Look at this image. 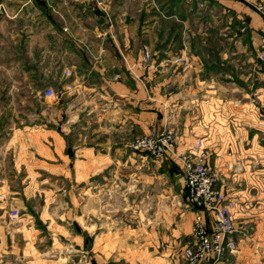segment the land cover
<instances>
[{
	"label": "crops",
	"instance_id": "obj_1",
	"mask_svg": "<svg viewBox=\"0 0 264 264\" xmlns=\"http://www.w3.org/2000/svg\"><path fill=\"white\" fill-rule=\"evenodd\" d=\"M146 1L108 0L110 18L98 12L81 24L49 16L42 77L58 87L46 109L58 107L57 127L44 112L41 125L26 132L0 129V191L7 194L14 182L6 168L27 174L24 187L33 184L29 171L36 165L58 168L65 184L90 190L89 247L78 243L89 250L90 264H188L183 252L192 245L197 209L186 200L184 168L172 156L156 159L132 148L136 137L168 124L180 152L203 139L218 188L237 203L230 236L236 248L199 264H264V18L254 7L258 0H157L165 17L148 16ZM205 6L196 19V8ZM225 15L236 31L211 40L212 23ZM211 41L230 47L216 57ZM183 42L191 51L182 63L176 58ZM148 43L150 64L144 61ZM23 137L19 147L16 138ZM10 194L0 200V264L77 263L80 255L68 254L61 226L34 224L51 212L36 214L26 195ZM63 202L54 216L66 225ZM132 203L138 209L125 211Z\"/></svg>",
	"mask_w": 264,
	"mask_h": 264
},
{
	"label": "rangeland",
	"instance_id": "obj_2",
	"mask_svg": "<svg viewBox=\"0 0 264 264\" xmlns=\"http://www.w3.org/2000/svg\"><path fill=\"white\" fill-rule=\"evenodd\" d=\"M104 1V7H99L97 0H0V129L8 128V126H17L18 130L26 132L24 129H31V126L41 125L44 112L47 117L50 115L52 119H55L56 122L54 123L53 120L52 126L57 127V118L59 115L58 107H52L49 114L46 112V109H50L48 108L47 103L58 97V87L56 84H48L42 77V59L44 54L43 38L49 35L44 27L48 24L47 19L49 16L56 19L58 17L61 19V22L65 24L68 20H73L76 24H81L78 22L80 18L85 17L90 19V17H94V14H98V12H100L104 19L110 18L111 15L107 7L108 0ZM185 1L186 0H183V2ZM195 1L198 3L204 2V0ZM157 2V0L146 1V7H152L148 8L147 15L154 16V14L159 13L160 16L164 15L165 17V12L167 11H161L157 4H155ZM197 8L195 17L200 20L204 17L205 13L203 12H206L205 9H207V7H201L199 12ZM203 8H205L204 11L202 10ZM174 18L177 19L176 17ZM226 18L227 15L223 16L221 20L212 23L213 27H211L209 31L212 36L211 40H215V38H213L215 35H223L224 33L228 34L236 31L235 26H226ZM67 29L68 28H66V30ZM27 38L29 39L26 40ZM186 44L188 45L186 42L182 43V47L180 48L184 53L181 56H178L176 61L183 63L188 60V57L190 56V52L188 51H191V49H189ZM196 44L199 45V43ZM210 44L212 46L213 54L216 57L218 55L220 56V52L227 50V48L230 47V43L226 42L218 43L217 41H211ZM147 50L149 51L150 56L147 60L144 59V61L150 64L153 59V50L149 43L146 45L144 52ZM262 54L261 57H264ZM10 66H12V68ZM26 68H31L30 70L32 71L27 72L25 71ZM47 89H52L53 92L51 96L45 94ZM165 127L174 131V137L171 143V148L174 153L168 156L174 157L177 162H179L178 164L176 162V165H179L178 167L181 170L183 167L182 161L184 160V156L191 152V148L194 145H192L187 151H178L176 129L168 124ZM20 132L21 131H19V133ZM16 141L18 142L17 145H19V147L25 146L26 144L25 137L16 138ZM132 143H134V140ZM37 156L38 155H36V157ZM151 157L156 158L154 156ZM161 158L163 159V157ZM5 163L8 167L10 166L9 159H7ZM209 166L217 175V172L210 163ZM5 170H8V173H11L10 176L14 177V182L8 187V195L5 192L0 191V194L5 198L4 200L11 196L10 192H13L16 194L12 195H16L17 197L19 195H26L36 214L41 209L49 210L51 216H45L44 218L37 216L34 219V224L40 226V229H42V227H45L46 229V226H49L51 230L60 229L59 226H61V231L65 233H62V242H66V249L68 250L66 251L68 254L71 252L72 255L75 253L80 255L76 258L78 260L77 263H74L90 264L89 250L78 245V243L82 241L85 247H89L87 245H89L91 238L90 190L85 186L82 187L83 189L78 190V188L81 187L73 186L68 182L65 184L60 180V171L58 168L47 170L42 168V166L36 165L34 170L29 171L30 177H34V182L27 187H24L21 179L22 174L27 176L23 170L19 171L13 169L12 171L10 168H6ZM68 173L70 172L68 171ZM2 176L3 178L8 176L6 171H4ZM3 178L1 177V179ZM216 187L219 189L218 185ZM25 188L27 189L24 194H20ZM185 193L187 200L186 186ZM64 199L67 200L66 225L62 224L63 222L59 223L60 219L54 216L58 210L63 209ZM80 199L83 201L82 204L78 203ZM113 204L114 203H112V208L115 209ZM117 204L120 205L121 203ZM75 205H79L80 211L76 210ZM106 205L107 203L105 200H100V209H103L104 207L106 208ZM14 207L15 206H13V209H10V212L18 210V207ZM127 209L125 211L137 210V203H132ZM80 214H82L83 217H79ZM12 218L16 219L18 217L14 214V217ZM104 219L105 217L102 216L99 220L100 222H103ZM63 227L66 228V230L63 229ZM80 231H84L83 235H81ZM191 236L193 247L197 241L194 238L192 231ZM229 236H231V234H229ZM183 256L185 257L184 252ZM74 258L75 256H72V259ZM187 263L189 264L188 261ZM199 263L200 261L197 264Z\"/></svg>",
	"mask_w": 264,
	"mask_h": 264
},
{
	"label": "built area",
	"instance_id": "obj_3",
	"mask_svg": "<svg viewBox=\"0 0 264 264\" xmlns=\"http://www.w3.org/2000/svg\"><path fill=\"white\" fill-rule=\"evenodd\" d=\"M99 7H104V0H97ZM254 7L264 18V0H258ZM261 43L264 47V30L261 31ZM150 56L147 50L144 59ZM52 89H47L45 94L52 95ZM174 131L164 127L162 130L151 128L143 135L138 136L132 148L144 151L156 158L165 157L174 153L171 148ZM209 152L203 146V139H198L186 156H184V181L187 189V200L197 209L192 225V233L197 243L185 248V259L189 264H197L210 255L220 259L226 249H235L236 244L230 239L233 232V217L236 201L226 199L217 189L218 177L208 163ZM0 200H4L0 194ZM18 216V210L14 211ZM211 214L212 219H209ZM213 220V221H212Z\"/></svg>",
	"mask_w": 264,
	"mask_h": 264
}]
</instances>
